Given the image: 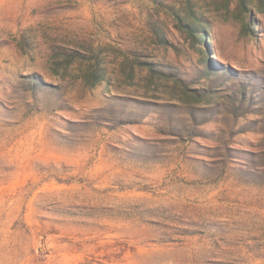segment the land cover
Listing matches in <instances>:
<instances>
[{
    "label": "rangeland",
    "instance_id": "obj_1",
    "mask_svg": "<svg viewBox=\"0 0 264 264\" xmlns=\"http://www.w3.org/2000/svg\"><path fill=\"white\" fill-rule=\"evenodd\" d=\"M0 264H264V0H0Z\"/></svg>",
    "mask_w": 264,
    "mask_h": 264
},
{
    "label": "trees",
    "instance_id": "obj_2",
    "mask_svg": "<svg viewBox=\"0 0 264 264\" xmlns=\"http://www.w3.org/2000/svg\"><path fill=\"white\" fill-rule=\"evenodd\" d=\"M194 23V22H193ZM189 29H192V24H190L189 22L188 23H185ZM192 36H196L194 33H192ZM197 37V36H196Z\"/></svg>",
    "mask_w": 264,
    "mask_h": 264
}]
</instances>
